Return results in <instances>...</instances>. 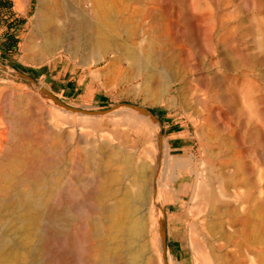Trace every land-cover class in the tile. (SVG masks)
Returning <instances> with one entry per match:
<instances>
[{
    "label": "rangeland",
    "instance_id": "1",
    "mask_svg": "<svg viewBox=\"0 0 264 264\" xmlns=\"http://www.w3.org/2000/svg\"><path fill=\"white\" fill-rule=\"evenodd\" d=\"M53 1L75 20L101 12L109 52L48 51L35 33L39 0H0V264H55L57 246L85 224L89 256L108 259L96 231L112 221L100 210L116 208L114 233L139 175L152 184L147 223L138 216L144 264H215L213 254L264 264V0L44 5ZM128 51L144 53L145 72ZM158 173L161 201L175 206L163 212L165 247ZM203 185L218 199L205 220Z\"/></svg>",
    "mask_w": 264,
    "mask_h": 264
},
{
    "label": "bare ground",
    "instance_id": "2",
    "mask_svg": "<svg viewBox=\"0 0 264 264\" xmlns=\"http://www.w3.org/2000/svg\"><path fill=\"white\" fill-rule=\"evenodd\" d=\"M17 1L20 4L19 0H17ZM51 3H52L51 7L48 8V6H47L48 4L44 5V0H39V8L37 10L35 33H36V37L39 38L40 40H42V46L44 47V49L51 51L55 48H58V46H59L58 43H61L62 45H65V49L67 48V50L69 52H76V53L77 52H85V55L88 57L93 56V57L97 58V57H100L101 54H103L105 52L106 53L109 52L107 44L104 41L106 34L103 30V26H101V23H100V22H103L102 16L100 15L101 12L99 13L98 19L97 18L96 19L91 18L87 15L86 16L81 15V16H79V20H75L74 18L72 19V17H69L68 14H65V12L63 11L62 7L59 5L58 2L53 1ZM65 11H67V10L65 9ZM113 13H114L115 17H119L123 14L122 10L118 7H114ZM58 18L66 19L65 20L66 24H63L60 26ZM68 41H70V42L67 45ZM61 44H60V47H62ZM118 48L119 47H117V49ZM127 54H131V56H133V59L137 62L134 64H136V66L139 68V70H141V72L146 71V69H147L146 61L147 60H145V58H144V53H139L138 51H131V52L128 51ZM147 56H148V54H147ZM136 66H135V68H136ZM151 67H149V68H151ZM162 74H160V75H162ZM161 78L162 77H160V79ZM161 81H163L162 84H160V83H158V84L161 85L162 89L166 88V85H168L167 84L168 81H165V80H161ZM150 88H151V86H150ZM151 89H153V88H151ZM158 89H160V88H158ZM140 114L148 122H153V123L155 122L154 118L150 112L143 110ZM14 123H16V122H14ZM160 173H158V176L156 178V187H157L156 194H157V196L154 199V202L157 203L159 208H160V215H159L160 218H159L158 224L160 225L161 232L163 233L162 234V242H163V245L165 247V238L166 237H165L164 233H165V226H166V224H165L166 223L165 222L166 213H163V212L166 209H169L170 207L174 206V202L171 201V199H168V200H165L164 202H162L160 199L161 193H163V192H161L162 174H160ZM165 174H166V172H165ZM140 177L141 176L139 175V181H138V183L135 184V185H137V189H139L138 192L136 191L137 196L136 197L134 196V195H136L135 192H134L135 193L134 195L128 194L127 197L124 196L127 198L126 202H128L127 205H125V204L124 205H125V207H127L129 205L130 211L127 213L126 219H122V221L119 220L121 222V225H119L117 227V230L114 233H110V230L113 228V223H115L114 220L111 218H112V216H115L116 208L115 207H113V208L103 207L100 210V212L105 217V219H108V222L112 221V223H111V228H104V227L98 228V230L96 231V233H97L96 235L101 238V242L99 241L98 245L97 244H94V245L101 246V247H103V249L107 248V251L109 252V258L107 259L106 257L101 256V257H103L101 260L97 259L98 261L97 260L93 261L92 258L89 256V255H91L92 252L89 251L90 249L88 247V243L91 242L92 234L90 233L88 225L85 224L83 227L75 230L74 233L72 232L73 234L71 236V240L67 246H64V244H60V242L58 241L60 245L57 246V250H56V252H54L55 253V264H142L144 262V259L146 257V253L149 251L148 250L149 247H148V244H146V241L143 242L144 239L146 238V235H147V228L144 227V224H142V223L144 221L146 222V219L149 216L148 210H149V206L151 205V202H152V201H150L151 200L150 199V193L152 191L150 188L151 187L150 185H152V184H150V185L147 183L145 184V182L142 181L144 178L141 177V179H140ZM142 184H143V186L141 188ZM125 190L127 191V189H125ZM129 191H127V192H129ZM154 194H155V192H154ZM162 195L164 196V194H162ZM70 197H71V200L74 199L75 210L81 211V213H82L83 209L85 210V207H86V206L82 205L84 203H82V202H81L82 204L77 203V201L74 198L76 196H75V193L73 191H72ZM197 199H199V206L198 205L197 206L200 208V211L198 212L199 216H197V217L199 219V217L202 216L203 220H205L209 214H211V213H213V211H215L214 205H215V202H218V199H217L216 195L212 193V191L210 192L209 189H207L206 185H203L201 187V191H199ZM100 200H102V199H100ZM116 205H118V202L116 203ZM83 206H84V208H83ZM156 208H157V206H156ZM119 209H122V208H119ZM124 212H125V210H124ZM76 213H78V212H76ZM204 215H205V217H204ZM138 216H140V218L143 220V222L141 221L142 223L138 221ZM23 221L25 222L26 220H23ZM55 224H57V223H55ZM255 233H256V231H255ZM196 235H198V234H196ZM194 241H195V239H194ZM198 243H199V241H198ZM2 244H0V245H2ZM202 249H203V247L201 245H198V246H196L195 250H196L197 254L201 255L203 252ZM92 251H93V249H92ZM88 252H89V254H88ZM101 252H102V248H101ZM101 252L99 251V253H101ZM209 252L214 253L212 249ZM96 255L98 256V254H95V256ZM106 256H107V254H106ZM195 256H197V255H195ZM139 257H141L143 259H139ZM213 259L215 261V264H228L225 261H223L220 257L216 256L215 254H213ZM214 261H213V263H214ZM199 264H212V263H210L209 261H207L204 258V260H201ZM245 264H258V263L253 258H251V259H249V261L245 262Z\"/></svg>",
    "mask_w": 264,
    "mask_h": 264
}]
</instances>
